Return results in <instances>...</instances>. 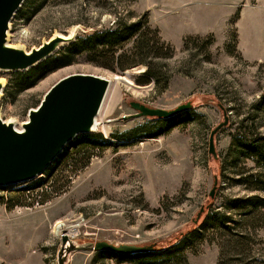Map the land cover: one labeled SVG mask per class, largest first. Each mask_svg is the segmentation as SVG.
<instances>
[{
	"label": "rangeland",
	"instance_id": "1",
	"mask_svg": "<svg viewBox=\"0 0 264 264\" xmlns=\"http://www.w3.org/2000/svg\"><path fill=\"white\" fill-rule=\"evenodd\" d=\"M257 4L258 0L23 1L8 30L13 46L31 50L54 34L71 30L84 37L113 26L119 17L135 20L147 13L151 26L160 30L175 53L160 60L169 75L166 88L154 81L138 82L147 69L144 64L127 69L121 74L132 83L118 82L105 98L103 125L94 134L83 133L70 141L43 178L0 186V264H59L62 234L76 227L80 234L69 236L76 244L106 240L117 245H155V249L132 254L76 251L66 264L217 263V242L187 233L203 223L209 204L220 209L227 197L264 195L236 183L238 173L255 168V162L237 157L238 150L232 146L235 133L264 134V22L250 10ZM241 23L243 34L254 33L252 42L249 35L245 37L244 49ZM188 37L194 39L186 44ZM65 55L73 58L71 63L59 66L58 59ZM38 67L0 70L5 83L0 116L16 127L61 78L74 73L108 77L118 73L68 47ZM131 101L165 109L191 101L192 107L165 118L132 116L136 110ZM225 111L229 123L215 136V158L209 152V137L224 120ZM85 142L101 148L86 162L79 156L74 171L66 170L73 150ZM215 176L218 186L212 198ZM27 183L36 187L26 191L31 192L22 204L10 208L8 198L18 195L14 189ZM40 193L42 198L37 196ZM59 221L64 233L55 232ZM254 233L257 264H264V226Z\"/></svg>",
	"mask_w": 264,
	"mask_h": 264
},
{
	"label": "water",
	"instance_id": "2",
	"mask_svg": "<svg viewBox=\"0 0 264 264\" xmlns=\"http://www.w3.org/2000/svg\"><path fill=\"white\" fill-rule=\"evenodd\" d=\"M23 1L0 0V70H29L74 42L78 36L77 30L72 34L56 33L31 50L11 45L8 39L10 22ZM114 74L117 77L124 75L119 72ZM110 82L106 75L93 73H74L61 78L45 93L38 106L30 108L28 119L21 124L23 130L16 129L13 121H6L0 116V186L20 184L37 178L56 160L70 141L80 134L96 132L93 126ZM4 86V81L0 80V98ZM130 105L136 110L132 116L165 118L185 112L192 107V102L179 104L172 109L153 107L140 101H131ZM228 123L229 115L225 111L224 120L210 133L209 152L215 158H218L215 136ZM217 186L218 177L215 176L210 192L212 198ZM204 209L202 207L198 213L197 220ZM154 249L155 245H117L106 240L81 245L64 233L59 264H66L69 254L76 251L101 250L132 254Z\"/></svg>",
	"mask_w": 264,
	"mask_h": 264
},
{
	"label": "trees",
	"instance_id": "3",
	"mask_svg": "<svg viewBox=\"0 0 264 264\" xmlns=\"http://www.w3.org/2000/svg\"><path fill=\"white\" fill-rule=\"evenodd\" d=\"M191 39L194 38L188 37L186 44ZM130 42L131 45L127 46ZM67 47L74 48L75 54L85 53L89 61L119 73L144 64L147 69L138 82L147 84L154 81L162 88L167 87L169 75L160 66V60L169 59L175 53L173 46L162 38L160 30L151 26L147 13L135 20L119 17L113 26L87 32L84 37L77 36L74 42L63 48ZM49 59L50 57L41 62L38 68L48 64ZM72 59L65 55L58 59L59 66L71 63ZM96 145V143L85 142L75 148L65 167L66 170L74 171L78 168L79 156L84 157V162L89 160L91 153L96 148H101V145L98 144V147ZM233 145L238 150L237 157L243 156L255 162V168L238 173L236 183L242 184L249 191L264 192V134L235 133L232 139ZM222 174L220 172V176L224 177L225 175ZM29 184L14 189L18 195L8 198L7 204L10 208L16 204H22L31 192L26 191L36 187L35 185L30 187ZM37 196L42 198L43 194L40 193ZM208 209L203 223L191 229L187 234H197L201 239L217 242L220 253L216 264H257L258 258L254 254V232L259 226H264V195L249 194L247 197H227L220 205V209L213 208L210 204Z\"/></svg>",
	"mask_w": 264,
	"mask_h": 264
},
{
	"label": "bare ground",
	"instance_id": "4",
	"mask_svg": "<svg viewBox=\"0 0 264 264\" xmlns=\"http://www.w3.org/2000/svg\"><path fill=\"white\" fill-rule=\"evenodd\" d=\"M74 32V30H71V32H70V34H72ZM10 43V42H9ZM12 45V44H11ZM108 77V76H107ZM110 87H109V90H108V92H107V94H106V96H105V98L107 99V96H108V94H110V92L113 90V88H114V86L118 83V82H120V81H125V82H127V83H129V84H131L132 83V81L130 80V78H128L127 76H119V77H117V75H115V74H113V75H111L110 77ZM106 99H104L105 101H106ZM105 101H104V103H105ZM102 105H104V104H102ZM104 109V108H103ZM101 110H102V107H101V109H100V112H99V114L96 116V119H95V124H94V126H93V129H98L101 125H103V121H101L100 119H101V117H100V115L102 116V114H101ZM102 112H103V110H102ZM7 121H9V120H7ZM16 127V126H15ZM16 129H18V130H23V128L22 127H16ZM38 178H43L44 177V175L41 173L40 175H38L37 176ZM64 224L62 223V222H57L56 223V225H55V232H58V233H64ZM67 235H69V236H71V237H76V236H78L79 234H80V229L79 228H73V229H71V230H69L68 231V233H66ZM63 235V234H62Z\"/></svg>",
	"mask_w": 264,
	"mask_h": 264
},
{
	"label": "crops",
	"instance_id": "5",
	"mask_svg": "<svg viewBox=\"0 0 264 264\" xmlns=\"http://www.w3.org/2000/svg\"><path fill=\"white\" fill-rule=\"evenodd\" d=\"M250 10L253 11V12L258 13V15H257L258 16V20L260 19L262 22H264V0H258L257 6L254 7V8H251ZM244 15H245V12L243 11V15H242V20L241 21L244 20ZM241 26H242V23L240 25V46H241V48L244 49L243 44H246L247 41H248L245 37L249 35V37H250L249 41L252 42V39L254 38V33L246 32L245 34H243ZM257 40H258V38H257ZM262 40L264 41V36H263Z\"/></svg>",
	"mask_w": 264,
	"mask_h": 264
}]
</instances>
